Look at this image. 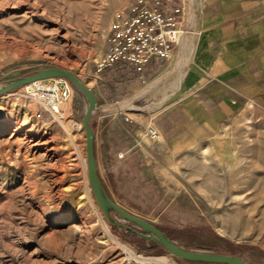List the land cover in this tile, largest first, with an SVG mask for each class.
<instances>
[{"label": "rangeland", "instance_id": "obj_1", "mask_svg": "<svg viewBox=\"0 0 264 264\" xmlns=\"http://www.w3.org/2000/svg\"><path fill=\"white\" fill-rule=\"evenodd\" d=\"M132 1L0 0V85L58 67L90 88L96 111L144 92L142 97L152 96L151 101H165L184 71V58L175 65L178 53L159 60L142 83L119 63L94 74L115 14ZM179 3H185L187 23L188 2ZM156 77L161 80L140 92ZM55 79L38 82L48 87ZM68 84L71 96L58 105L59 113L36 98L31 84L0 95V126L9 124L0 133V264H119L131 253L156 264H191L142 237L141 230L114 212L111 220L137 232L111 223L102 213L87 179L81 122L87 101ZM104 131L94 132L96 170L120 208L185 248L264 264L263 111L241 113L210 138L206 149L174 155L170 164L147 163L139 151L121 154L115 148L110 154ZM118 145L123 148V141ZM148 167H155V174L146 172ZM87 188L105 225L86 198ZM83 222L86 226L77 229Z\"/></svg>", "mask_w": 264, "mask_h": 264}, {"label": "crops", "instance_id": "obj_2", "mask_svg": "<svg viewBox=\"0 0 264 264\" xmlns=\"http://www.w3.org/2000/svg\"><path fill=\"white\" fill-rule=\"evenodd\" d=\"M180 1L188 2V22H182L184 34L172 53L184 58L182 76L163 102L142 97L144 92L99 106L91 125L95 133L105 130L110 154L115 148L121 154L139 151L147 163L170 164L174 155L206 149L210 138L241 113L264 112V0L176 3ZM158 62L153 59L142 73L128 69L134 81L142 83ZM149 126L158 131L157 139L146 136ZM121 141L123 148L118 145ZM95 157L97 162V153ZM146 172L153 174L155 167Z\"/></svg>", "mask_w": 264, "mask_h": 264}, {"label": "built area", "instance_id": "obj_3", "mask_svg": "<svg viewBox=\"0 0 264 264\" xmlns=\"http://www.w3.org/2000/svg\"><path fill=\"white\" fill-rule=\"evenodd\" d=\"M185 14V3L176 4L175 0H133L115 14L106 49L94 62V74L117 63L142 73L153 59L168 60L173 46L183 37L185 27L181 24L186 20ZM39 83L31 84L34 95L54 113H59L58 105L68 102L71 96L68 82L58 78L48 87H41ZM36 116L40 117V114L36 113ZM128 119L125 115V120ZM145 134L152 140L159 137L152 126ZM131 254L122 257L119 264H156L146 261L141 254Z\"/></svg>", "mask_w": 264, "mask_h": 264}, {"label": "water", "instance_id": "obj_4", "mask_svg": "<svg viewBox=\"0 0 264 264\" xmlns=\"http://www.w3.org/2000/svg\"><path fill=\"white\" fill-rule=\"evenodd\" d=\"M60 78L68 81L75 87L87 101V108L82 117V125L85 134V152H86V167L87 179L93 194V197L105 215V217L113 224L126 228L132 232H137L128 225L117 223L111 220L110 212H114L123 221L130 223L134 228L142 231L139 233L145 239L151 240L159 245L169 254L183 259L190 263L197 264H247L239 256L229 253H214L207 250L188 249L170 239L164 232L156 228L154 225L144 221L141 218L135 217L120 208L106 193L96 170V159L94 153V132L90 126L92 115L97 108V99L94 93L88 88L76 75L72 72L58 68H44L32 74L18 77L7 81L5 85H0V95L18 88L23 85L32 84L34 82Z\"/></svg>", "mask_w": 264, "mask_h": 264}, {"label": "bare ground", "instance_id": "obj_5", "mask_svg": "<svg viewBox=\"0 0 264 264\" xmlns=\"http://www.w3.org/2000/svg\"><path fill=\"white\" fill-rule=\"evenodd\" d=\"M191 20V19H190ZM182 62V56L180 55V56H178V58H177V60H176V64L175 65H178V64H180ZM158 80H161V77H156L155 78V80H153L143 91L141 90L140 92H144V91H146V90H148V89H150ZM29 85V84H28ZM27 85V86H28ZM140 92H139V94H140ZM142 94V93H141ZM67 106H68V103H67ZM72 123H73V121H69V125H67L68 127H71L72 126ZM8 128H9V124L7 123V122H4V124L2 125V126H0V133L1 132H4V131H7L8 130ZM89 190H88V188H87V190H86V198H87V200L90 202V204L93 206V210H94V212H95V214L97 215V217H98V220L100 221V223H102L103 225H105V221L103 220V218L101 217V214L99 213V211L96 209V207L93 205V202H92V199H91V197H90V195H89V192H88ZM86 226V223L85 222H83L81 225H80V223H79V226H78V228L77 229H81V228H84ZM105 228H106V226H105ZM108 230V229H107ZM106 229H105V231H107ZM160 259H162V260H164V261H167V257L166 256H162V257H160Z\"/></svg>", "mask_w": 264, "mask_h": 264}, {"label": "trees", "instance_id": "obj_6", "mask_svg": "<svg viewBox=\"0 0 264 264\" xmlns=\"http://www.w3.org/2000/svg\"><path fill=\"white\" fill-rule=\"evenodd\" d=\"M191 264H195V263H191Z\"/></svg>", "mask_w": 264, "mask_h": 264}]
</instances>
